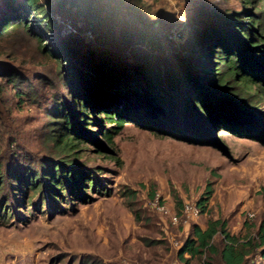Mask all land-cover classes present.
<instances>
[{
	"label": "rangeland",
	"instance_id": "1",
	"mask_svg": "<svg viewBox=\"0 0 264 264\" xmlns=\"http://www.w3.org/2000/svg\"><path fill=\"white\" fill-rule=\"evenodd\" d=\"M196 1L141 0L177 26L185 22L182 28L199 18L192 9ZM209 1L238 7L237 0ZM15 33L0 38V69L22 77L19 84L0 77V161L13 168L55 160L44 138L54 88L35 77L41 58L33 38ZM164 43L187 53L177 39ZM226 100L233 111L221 120L224 124L175 121L173 115L163 123L155 118L157 111L142 109L141 117L125 122L111 143L91 117L69 155L93 178L82 197L59 199L40 194L37 187L21 195L7 180L1 186L0 264H181L177 252L191 225L204 227L215 217L238 238H255L258 223H264V97L245 102L244 108L233 98ZM245 121L250 128L241 126ZM206 183L211 193L205 211L183 213V205L194 204ZM204 259L190 262L203 264ZM213 259L210 264H216ZM261 262L252 254L245 264Z\"/></svg>",
	"mask_w": 264,
	"mask_h": 264
},
{
	"label": "trees",
	"instance_id": "2",
	"mask_svg": "<svg viewBox=\"0 0 264 264\" xmlns=\"http://www.w3.org/2000/svg\"><path fill=\"white\" fill-rule=\"evenodd\" d=\"M237 2L231 9L197 0L192 9L199 18L182 28L185 22L177 26L141 0H0V38L15 31L33 38L41 58L35 77L54 88L44 138L55 155L33 166L17 163L13 168L0 161V188L7 180L21 195L37 187L40 194L59 199L82 197L93 178L69 155L91 117L97 118L103 140L111 143L125 122L141 117L142 109L157 111L155 118L163 123L173 115L175 121L224 124L221 120L233 111L227 98L244 108L251 99L264 97V0ZM176 39L186 54L165 46L164 40ZM4 76L14 84L22 78L0 69ZM210 193L206 183L194 203L199 212L205 211ZM252 254L264 264L263 222L255 238L240 239L215 217L206 219L204 227L191 225L177 257L181 264H195L190 261L202 255L203 264L214 257L216 264H245Z\"/></svg>",
	"mask_w": 264,
	"mask_h": 264
},
{
	"label": "built area",
	"instance_id": "3",
	"mask_svg": "<svg viewBox=\"0 0 264 264\" xmlns=\"http://www.w3.org/2000/svg\"><path fill=\"white\" fill-rule=\"evenodd\" d=\"M182 211L183 213L189 216H196L199 212L195 204H184L182 207ZM247 215H250V214H247ZM172 220H175V216H172Z\"/></svg>",
	"mask_w": 264,
	"mask_h": 264
},
{
	"label": "crops",
	"instance_id": "4",
	"mask_svg": "<svg viewBox=\"0 0 264 264\" xmlns=\"http://www.w3.org/2000/svg\"><path fill=\"white\" fill-rule=\"evenodd\" d=\"M263 228H264V223H263Z\"/></svg>",
	"mask_w": 264,
	"mask_h": 264
}]
</instances>
